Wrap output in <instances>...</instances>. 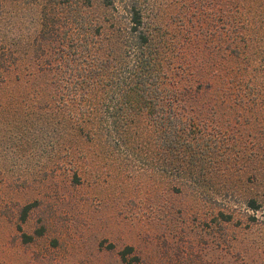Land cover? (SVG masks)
Returning <instances> with one entry per match:
<instances>
[{
  "label": "trees",
  "instance_id": "16d2710c",
  "mask_svg": "<svg viewBox=\"0 0 264 264\" xmlns=\"http://www.w3.org/2000/svg\"><path fill=\"white\" fill-rule=\"evenodd\" d=\"M157 1L0 0L39 145L64 150L75 177L100 148L196 185L264 184V0H184L186 18Z\"/></svg>",
  "mask_w": 264,
  "mask_h": 264
},
{
  "label": "rangeland",
  "instance_id": "374dc122",
  "mask_svg": "<svg viewBox=\"0 0 264 264\" xmlns=\"http://www.w3.org/2000/svg\"><path fill=\"white\" fill-rule=\"evenodd\" d=\"M18 49L0 38V264H264V184L246 174L196 185L100 148L76 178L64 150L39 145L33 110L22 108Z\"/></svg>",
  "mask_w": 264,
  "mask_h": 264
}]
</instances>
